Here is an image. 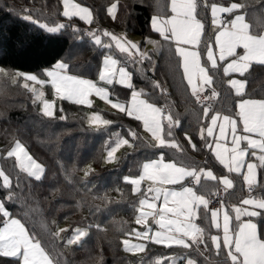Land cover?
<instances>
[{
    "label": "snow or ice",
    "instance_id": "snow-or-ice-1",
    "mask_svg": "<svg viewBox=\"0 0 264 264\" xmlns=\"http://www.w3.org/2000/svg\"><path fill=\"white\" fill-rule=\"evenodd\" d=\"M61 2L62 16L69 21L79 17L88 25L95 22L91 8L75 0ZM121 7L127 6H121L119 0H110L107 15L116 20ZM149 7L152 8L150 31L161 39L145 37L142 42L106 28L82 30L71 23L42 22L32 15L31 9H22L24 14L18 18L37 26L49 38L72 27L78 39L87 36L94 47H99L102 63L98 82L70 74L69 63L54 59L49 67L36 73L0 65V91L9 82L23 87L32 94L34 105L37 102L42 105L41 112L47 117L55 115L56 98L91 108L90 97L95 95L139 122L136 128L129 127L124 134L114 133L106 142V162L116 161V153L125 146L134 151L154 150L151 156L146 155L143 161L137 162L138 174L123 177L131 185L132 193L139 194L138 206L134 205L135 223L144 226L142 230L132 229L125 233L134 234L141 241L123 239L125 251L144 252L145 242L151 241L168 248L175 245L189 250L182 257L185 264H199L198 257L212 249L217 257L216 264H264V195L258 198L252 195L258 186L257 169H264V90L257 92L248 88L257 78V69L264 74V0H257L255 6L247 0H151ZM209 11L210 25L214 29L211 36L207 35ZM142 43L152 44L153 54L143 51ZM165 46L170 53L169 72L173 76L180 75V83L194 105L187 110L195 117L197 131L194 134L185 129L181 115L172 111L164 82L148 77L149 72L154 74L157 69L153 55ZM129 63L143 69L151 92L137 89L133 72L128 69ZM217 76H221V87H226L223 94L215 86ZM116 85L131 90L130 99L121 102L118 97L110 98L109 86L115 88ZM46 86H50L52 99L46 98L43 91ZM229 100L230 108L221 102ZM60 119L65 117L60 116ZM87 120L97 131H106L113 124L96 111ZM141 126L146 136L140 135ZM178 132L183 133V143ZM189 147L197 153L207 149L205 159L199 161L190 156ZM3 156L14 157V167L29 178L35 181L45 178L44 165L33 158L21 139L14 138ZM218 165L223 168L219 169ZM245 167L246 172L243 171ZM92 172L88 165L84 175L87 177ZM233 173L243 177L250 193L238 203L230 199L226 202L219 191L222 185L229 197L234 195ZM0 181V219H3L0 258H4L3 264H71L64 258L61 247H82L92 226L76 227L65 236L68 228L53 229L46 217L34 214L22 197L23 190L17 191L21 183L19 174L13 184L11 174L0 168ZM145 181L149 182L146 189L142 188ZM229 189L233 192H228ZM104 199L107 200V196ZM157 201L162 202L158 205ZM9 203L19 204L20 218L9 210ZM92 207L99 211L98 207ZM25 218L32 220L31 228L22 222ZM149 218L158 230L153 231L148 225ZM204 224L207 227L202 226ZM96 228L99 230L100 225ZM212 228L218 234H211ZM169 260L175 264V257H157L151 264H169ZM100 261L103 264L102 253Z\"/></svg>",
    "mask_w": 264,
    "mask_h": 264
},
{
    "label": "trees",
    "instance_id": "trees-1",
    "mask_svg": "<svg viewBox=\"0 0 264 264\" xmlns=\"http://www.w3.org/2000/svg\"><path fill=\"white\" fill-rule=\"evenodd\" d=\"M77 1L90 7L95 14V22L88 28L96 26L109 29L116 34L134 33L142 37L152 33L149 27L152 14V8L149 7L151 0H119L121 6L127 7L120 8L116 20L107 15L106 7L110 0ZM247 3L255 6L257 0H247ZM61 7V0H0V65L35 72L49 67L51 63H54V59H63L68 55L66 62L70 65L71 73L90 78L95 77L102 60V50L99 47H94L88 38L73 39V31L69 27L62 30V33L57 34L55 38H49L37 26L18 18L24 14L22 9L29 8L32 10V15L41 21L55 22V20H48L47 14L56 19L57 17L66 18L62 16ZM9 8L13 10L10 12ZM72 21L86 25L77 17H73ZM209 23L210 19L207 35L211 36ZM77 48L79 51L83 49L86 50L85 52L90 51L86 54L91 53V56L80 61L81 63H90L88 70L78 67V71L75 68L80 63L76 62L75 65L69 52L75 51ZM158 54L155 62L157 69L154 74L149 72L148 77L164 82V86L168 89L167 99L171 103L172 111L181 115L185 129L189 134H194L197 131L195 117L187 111L194 105L188 93L184 91V85L180 83V75L177 73L173 76L169 72L167 65L170 53L167 47L161 49ZM154 57L155 55H153L155 61ZM171 63L174 67L175 58ZM136 67L131 63L128 65V69L133 72V83L143 85L145 91L151 92V88L148 86L149 80L145 79L144 74L142 75V72L140 73ZM256 77L254 82L248 85V88L259 92L264 90V74H261L257 69ZM9 86L16 87L10 82L7 84V87ZM215 86L217 91L222 94L226 91V87H221V76L216 77ZM18 89L24 91L28 96L26 97L27 103L4 115L0 113V150L3 169L6 173L11 174L13 184L19 174L21 183L20 189L17 191L23 190L22 197L27 200L34 214L48 217L49 224L53 229L56 228L54 225L58 224L57 212L60 213L63 210L66 211L62 213L64 217H69L68 213L79 214L86 223L85 228L89 225L92 226L89 229L88 237L84 238L85 243L82 247L75 245L61 247L60 250L63 252L64 258L71 264H92V262L101 264V253L103 264H129L132 257L123 250L122 237L135 221L134 205H137L138 194L132 193L131 185L125 182L123 177L137 174V162L143 161L146 155L151 156L154 150L150 148L136 149L123 155L121 162L119 160L114 164L106 162L104 165L107 133L97 131L87 124L84 119L83 106L65 100L64 105L65 103L70 104L69 110L75 116H68L66 112V118L63 120L54 116L47 117L41 112L38 103L33 104L30 92L23 87H18ZM117 89L124 94L128 90L124 87H117ZM152 99H156V97H152ZM217 99L221 100L219 97ZM221 102L225 107H231L230 100ZM160 103L163 104L164 100L161 99ZM217 106L219 107V105ZM106 117L112 120L113 127L120 129L122 133L127 132L129 127L136 128V125L139 124L131 117L116 111L106 112ZM180 134L183 136L181 132H178L177 136ZM14 138L21 139L34 158L44 165L45 178L41 181L29 178L26 173L14 167V157L5 158L3 156L4 150L9 147ZM143 152H145L144 155H142ZM206 152L207 149L200 153L192 152L190 147L188 149V154L195 159ZM169 154L171 155V153ZM88 165H91L93 172L86 177L84 171ZM217 167L223 168L221 165ZM262 173L264 174L263 171ZM231 176L235 178L234 194L240 192V195L243 196L246 187L242 177L235 173ZM263 178L264 175H262ZM60 185L65 189L55 194ZM116 189L120 191H116ZM231 191L233 192V189H230L229 192ZM258 191L262 192V187L258 188ZM105 196H107V200L104 199ZM58 204L63 205L64 209L56 210ZM93 205L98 207L99 211L92 207ZM7 207L17 218H20L22 213H20L19 204L9 203ZM98 217L122 222L119 225H111L109 230V225ZM52 221H55V224H52ZM22 222H25L27 227H32L30 218H25ZM61 224L64 222H59V225ZM2 225L3 219H0V226ZM80 225L82 224L78 223L77 226ZM96 225H100L99 230ZM202 226L207 227V224ZM92 229L96 231V235L91 234ZM216 233L217 230L212 228L211 234L215 235ZM61 244L63 245L62 241ZM171 250L174 249L171 248ZM180 250H184V254L189 251L183 248ZM3 259L0 258V264H3ZM216 259L214 249L205 250L203 256L198 257L199 264H216Z\"/></svg>",
    "mask_w": 264,
    "mask_h": 264
},
{
    "label": "rangeland",
    "instance_id": "rangeland-1",
    "mask_svg": "<svg viewBox=\"0 0 264 264\" xmlns=\"http://www.w3.org/2000/svg\"><path fill=\"white\" fill-rule=\"evenodd\" d=\"M75 2H77V3H80V2H78L77 0H75ZM84 5V4H83ZM84 6H86V5H84ZM86 7H88V6H86ZM90 8V7H89ZM61 11H63V4H62V7H61ZM129 13V12H128ZM95 14H93V16H94ZM129 15V14H128ZM209 19H210V11H209ZM47 16H48V20H55V22H61V23H65V24H69V23H71V24H73V25H75L76 27H78V28H80V29H88V27L90 26V25H88L87 23H85L84 21V23L86 24V25H88V26H86V25H82V24H80L79 22H75V21H69L68 19H66V18H61V17H57V19L54 17V16H52V15H50V14H47ZM77 18H79V17H77ZM42 22H48V21H46V20H44V21H42ZM48 23H54V22H48ZM210 24V23H209ZM93 27H96V26H93ZM69 28H71L72 29V27H69ZM100 28V27H99ZM101 29H104V28H101ZM213 30L214 29H212V27H211V25H210V34L212 35V32H213ZM72 31H73V29H72ZM127 34V36H128V38L129 39H131V40H133V41H143L144 40V38L145 37H142V36H140V35H137V34H134V33H126ZM146 37H150L151 39H153V40H160L161 38L159 37V35L158 34H156V33H149L148 35H146ZM77 38V36H74V38L73 39H76ZM84 38H87V36H84ZM86 40V39H85ZM201 47H203V45H201ZM84 50V49H83ZM79 51L78 50V48L74 51V50H72L71 52H69V56H71L72 57V60H73V62L75 63V65H76V62L77 63H80V65L78 64V66L76 65L75 66V68L79 71V68L78 67H82V70H88V68L90 67V63H88L87 62V64L86 63H81L80 61L81 60H83L85 57L87 58H89V56H91V53H89L88 55L86 54V53H88V52H90V51H88V52H85L86 50H84V51ZM142 50L143 51H146V52H148L149 54H153V52H154V47H153V45L152 44H143L142 43ZM160 50L161 49H159V50H157L156 52H155V61L154 62H156V56L157 55H159L158 53H160ZM74 51V52H73ZM68 56V55H67ZM67 56H64V60L66 61L68 58H67ZM101 63H102V60H101V62H100V64H99V66L101 65ZM130 64V63H129ZM128 64V65H129ZM85 66V67H84ZM99 66H98V68H97V75L95 76V77H85V76H83L84 78H88V79H92V80H94V81H97L98 82V70H99ZM137 67H138V69L140 70V73L142 72V75L144 74V72H143V69H140V66L139 65H136ZM136 67V68H137ZM12 68V67H11ZM13 69H18V68H13ZM20 71H23V72H30V71H24V70H21V69H19ZM130 71V70H129ZM222 71V70H221ZM37 71H35V72H32V73H36ZM70 74H73V73H71L70 72ZM75 75H79V74H76L75 73ZM226 79V78H225ZM99 83H101V86H104L103 84H102V82H99ZM135 84V83H134ZM136 85V87H137V89H140V88H144L145 89V87L143 86V85H138V84H135ZM37 87H39V86H37ZM117 87H123V86H119V85H116L115 86V88H113V87H111V86H109V91H110V93H111V96H110V98H112V99H116L117 97L120 99V101L121 102H123V101H125L126 99H130V92H131V90H127L126 91V93L124 94V93H122L120 90H118L117 89ZM8 88V89H7ZM43 91L46 93V98H48V99H52V96H51V92H50V86H46L44 89H43ZM26 93L24 92V91H22V90H20V89H18V87L16 86V87H11V86H9V87H5L4 88V90L3 91H0V113H1V115H4V114H6L7 112H9L10 110H12V109H15V108H18V107H20V106H22V105H25L26 103H27V98L26 97H28L27 95H25ZM122 94H124V95H122ZM29 95V94H28ZM30 95H31V97H32V94L30 93ZM90 99L93 101V107H91V108H89L88 106H85V105H81V106H83V109H84V119H85V121L87 122V124H88V120H87V117L93 112V111H96V112H100L103 116H104V118H106V119H108L107 117H106V112H110V111H116V112H119L117 109H114V108H112L111 107V105H109L107 102H105V101H103V100H101L99 97H96L95 95H93V96H91L90 97ZM64 101L65 100H61V99H59V98H56L55 99V115H54V117H59L60 118V116H64L65 118H66V115H67V113H68V116H75V114L71 111V110H69L70 109V104H66L65 103V105H64ZM66 101H68V100H66ZM69 103H74V102H72V101H68ZM38 103V105H39V108H40V110H41V107H42V105H40V103L39 102H37ZM76 104V103H75ZM79 105V104H78ZM61 108L63 109V108H65V110H63V111H61ZM60 110V111H59ZM67 112V113H66ZM121 119H123V120H125L123 117H120ZM119 119V118H118ZM110 120V119H109ZM126 121V120H125ZM126 122H128V121H126ZM67 131H71V130H67ZM107 134V137H106V142L109 140V138H110V136H113V134L114 133H121V134H124V133H122V131L120 130V129H116V128H114L113 127V125H110L109 127H108V129L105 131ZM139 132H140V135H142V136H146L147 134L146 133H144V131H143V128H142V126L140 127V129H139ZM126 133V132H125ZM58 135V134H57ZM179 137H181L180 139H181V141H182V143H183V139H182V134H180L179 136H178V138ZM228 139H229V142H230V140H231V135L229 134V137H228ZM186 146V145H185ZM243 146V145H242ZM187 147V146H186ZM1 149V148H0ZM131 151H133V149L132 148H128V147H122L120 150H118V152L116 153V156H117V160L116 161H114V162H107V163H111V164H114V163H116L118 160L121 162L122 161V159H121V157H123V155H125V153H129V152H131ZM30 153V152H29ZM198 153H200V152H198ZM31 154V153H30ZM145 154V152H143V154L142 155H144ZM32 155V154H31ZM106 155H107V152H105V155H104V157H106ZM33 156V155H32ZM205 156H206V154L205 153H203L201 156H197V158H196V160H199V161H203L204 159H205ZM1 150H0V168H3L2 167V165H1ZM33 158H34V156H33ZM155 158V157H154ZM35 159V158H34ZM121 159V160H120ZM136 159H137V157H136ZM253 160H255V158L253 157L252 158ZM37 160V159H36ZM37 162L38 163H41V162H39L38 160H37ZM119 162V163H120ZM103 163H104V165H105V163H106V160H105V158L103 159ZM243 171H245L246 172V167H245V169H243ZM138 174V173H137ZM132 175H136V174H132ZM258 179H259V169H257V181H258ZM148 181H145V182H143L142 183V188H147V186H148ZM165 187H171V186H169V185H165ZM63 189H65L62 185H60L59 187H58V189H57V191L55 192V194H57V193H59L61 190H63ZM246 190V192H245V196L244 197H248L249 195H250V193L249 194H246L247 193V189H245ZM255 190L256 189H254V192L252 193V195H254L255 197H260V196H262V195H264V192H262V193H259V191H258V189H257V191L255 192ZM138 194V193H137ZM241 196L242 195H240V192H237V193H235L232 197H229V195L227 194V197H226V202L230 199L231 200V202L232 203H238V201H239V199L241 198ZM138 198H139V194H138V196H137ZM162 201H157L156 203L159 205L160 203H161ZM136 206H138V200H137V205ZM62 209H64V206L63 205H61V204H58L57 205V209L56 210H62ZM64 211V210H63ZM63 211L62 212H57L58 214H57V218H56V220H57V223L58 224H55L54 225V227H59V228H68L69 229V233H66V234H63V235H68V234H70V232H71V230L72 229H74V228H76V227H80V228H85L84 226H85V222H84V220L81 218V216L79 215V214H71V213H68V216L69 217H64L63 216ZM64 212H66V211H64ZM232 215H233V217H234V213H232ZM44 217H46V216H44ZM96 217V216H95ZM47 218V220H48V217H46ZM80 218H81V220H80ZM98 218H100V219H102L101 217H98ZM242 220L243 219H245V217H242L241 218ZM257 219V218H256ZM106 224H108L109 225V227H108V229L110 230V226L111 225H119V223H121L122 221H119V220H112V219H108V218H105V220L104 219H102ZM61 221H63L64 222V224H61V225H59V222H61ZM134 223H133V225L131 226V228L127 231V232H130L132 229H136V230H142L143 229V227L144 226H142V225H137L136 223H135V221H133ZM222 222V221H221ZM78 223H80V224H82V225H80V226H77L78 225ZM233 223H235V221L233 220ZM148 225H150L151 227H152V229H153V231H156V230H158V226H156L155 225V223H154V221L151 219V218H149L148 219ZM0 227H3V225L2 226H0ZM221 232V236H222V230L220 231ZM91 234L92 235H96L97 233H96V231L94 230V229H92V231H91ZM123 239H130L132 242H141V241H138L137 239H136V237H135V235L134 234H132L131 236H128V235H124L123 237H122V240ZM146 243V249H145V251L144 252H139V253H131V252H127V251H125L124 250V247H123V244H122V248H123V250L128 254V255H130L132 258H131V260H130V262H129V264H151V262L152 261H154L155 260V258H157V257H165V258H169V257H175V264H185V261L182 259V257H184L186 254H184V250H180L181 249V247H178V246H172L171 248H173L174 250H171V248H168V247H166V246H164V245H157V244H154V243H152L151 241H147V242H145ZM92 264H97V262H95V263H93L92 262ZM169 264H172V261L171 260H169Z\"/></svg>",
    "mask_w": 264,
    "mask_h": 264
},
{
    "label": "crops",
    "instance_id": "crops-1",
    "mask_svg": "<svg viewBox=\"0 0 264 264\" xmlns=\"http://www.w3.org/2000/svg\"><path fill=\"white\" fill-rule=\"evenodd\" d=\"M223 167V166H222ZM259 169V179H258V184H261V185H259L258 187H256L255 189V192L257 191V189L258 188H260V187H264V178L262 179V175H264L263 173H262V171L264 172V169L262 170L261 168H258ZM226 170V169H225ZM225 173H226V171H225ZM232 177V176H231ZM242 177V176H241ZM242 179H243V177H242ZM220 187H223L222 185L220 186ZM245 187H246V189H247V193L246 194H249L248 192V188H247V186L245 185ZM229 191H230V189H229ZM228 191V192H229ZM232 192V191H231ZM259 193H262V192H260L259 191ZM228 194V193H227ZM245 196V194L243 195V196H241V198L242 197H244ZM258 219V218H257ZM216 234H218V233H216ZM219 234L221 235V232H219Z\"/></svg>",
    "mask_w": 264,
    "mask_h": 264
},
{
    "label": "built area",
    "instance_id": "built-area-1",
    "mask_svg": "<svg viewBox=\"0 0 264 264\" xmlns=\"http://www.w3.org/2000/svg\"><path fill=\"white\" fill-rule=\"evenodd\" d=\"M219 191H220V196L226 200L227 193L224 192L223 187H220ZM228 191H229V190H228ZM214 199H215V198H214Z\"/></svg>",
    "mask_w": 264,
    "mask_h": 264
}]
</instances>
